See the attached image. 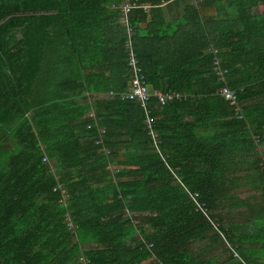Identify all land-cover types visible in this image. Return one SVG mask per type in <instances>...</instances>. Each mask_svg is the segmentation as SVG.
Wrapping results in <instances>:
<instances>
[{
    "label": "trees",
    "instance_id": "trees-1",
    "mask_svg": "<svg viewBox=\"0 0 264 264\" xmlns=\"http://www.w3.org/2000/svg\"><path fill=\"white\" fill-rule=\"evenodd\" d=\"M165 2L131 19L147 83L182 96L152 102L157 149L123 0H0V264H264V0Z\"/></svg>",
    "mask_w": 264,
    "mask_h": 264
},
{
    "label": "built area",
    "instance_id": "built-area-1",
    "mask_svg": "<svg viewBox=\"0 0 264 264\" xmlns=\"http://www.w3.org/2000/svg\"><path fill=\"white\" fill-rule=\"evenodd\" d=\"M120 11H122V21L123 27L126 29L128 40L126 42V49L128 50V66L131 71V80L129 91L123 95L124 100L135 102L140 105V108L144 111L146 117V127L149 135L151 136L155 148L158 149L159 139L158 134L155 131V121L152 119L151 115V105L154 99L157 101V105L160 107H165L167 104L182 100V96L175 92L169 93H160L153 91L151 86L147 83L146 75L143 68L139 64V60L134 50L133 42L131 35L133 29L131 26L132 12L136 9H143L147 11L150 8L149 4H140L139 0H123L122 5L119 6ZM211 55L213 56V64L215 75L220 81H225L227 70L224 69L221 65L220 51L214 47L210 50ZM219 95L233 107L237 104V93L232 91L228 86H223L219 89ZM90 117L95 119L94 114H90ZM238 119L241 120L242 116L238 115ZM101 133L104 134V131ZM254 142L258 145V138H252ZM159 151V150H158ZM44 161H48L47 157H44ZM264 161V160H263ZM264 165V164H263ZM57 190V189H55ZM64 196L66 197L65 192L63 191ZM196 196V195H195ZM83 264L86 261L81 258Z\"/></svg>",
    "mask_w": 264,
    "mask_h": 264
},
{
    "label": "crops",
    "instance_id": "crops-1",
    "mask_svg": "<svg viewBox=\"0 0 264 264\" xmlns=\"http://www.w3.org/2000/svg\"><path fill=\"white\" fill-rule=\"evenodd\" d=\"M196 2L197 0H170V2L163 3L162 7L166 11L167 20L171 23L181 20L184 15V8L188 5H195ZM256 11L257 9L254 10V13H257ZM204 130L207 134H211L212 127L207 126Z\"/></svg>",
    "mask_w": 264,
    "mask_h": 264
},
{
    "label": "rangeland",
    "instance_id": "rangeland-1",
    "mask_svg": "<svg viewBox=\"0 0 264 264\" xmlns=\"http://www.w3.org/2000/svg\"><path fill=\"white\" fill-rule=\"evenodd\" d=\"M152 6L150 5V8H151ZM149 8V9H150ZM148 9V10H149ZM257 12V11H256ZM3 147H1L0 148V157L2 156L1 154H2V151H1V149H4V152H12L13 151V146H14V143H12L11 141H9V140H5V141H3ZM255 149H256V151L258 152V154H260V155H262V153H263V151H264V149L262 148V147H259V146H255ZM261 157V156H260ZM240 211V213H244L243 212V210H239ZM238 211V212H239ZM245 211V210H244ZM247 215H245V216H237L236 217V220H238V221H241V220H243L245 217H246ZM91 248V245H89V244H86V245H83L82 246V250L84 251V250H88V249H90Z\"/></svg>",
    "mask_w": 264,
    "mask_h": 264
}]
</instances>
